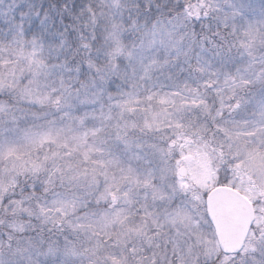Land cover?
<instances>
[{
  "label": "snow or ice",
  "instance_id": "snow-or-ice-1",
  "mask_svg": "<svg viewBox=\"0 0 264 264\" xmlns=\"http://www.w3.org/2000/svg\"><path fill=\"white\" fill-rule=\"evenodd\" d=\"M0 264H264V0H0Z\"/></svg>",
  "mask_w": 264,
  "mask_h": 264
}]
</instances>
